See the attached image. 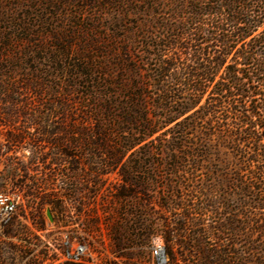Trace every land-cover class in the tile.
<instances>
[{"label":"trees","instance_id":"1","mask_svg":"<svg viewBox=\"0 0 264 264\" xmlns=\"http://www.w3.org/2000/svg\"><path fill=\"white\" fill-rule=\"evenodd\" d=\"M81 1L90 13L62 17V6L47 2L56 10L52 18L30 11L20 19L0 16V24L9 25L0 29V52L21 42L29 51L23 64L31 65L21 74L19 64L0 57V97L25 91L41 99L47 90L53 96L48 113L60 117L57 137L45 132L40 140L53 146L56 158L34 152L23 166V197L40 211L64 216V204L74 202L85 214L89 183L70 181L69 173H87L68 168L59 196L52 167L63 160L80 165L70 152L76 145L102 149L97 155L107 159L90 176L115 173L122 181L111 189L119 208L111 213L117 220L110 231L122 258L129 260L130 250L146 248L155 237L146 213L156 205L162 214L174 212L160 226L168 264H264V0ZM35 7L41 6L28 9ZM47 38L52 47L44 46ZM45 63L50 71H39L36 65ZM162 139L161 151L142 147H157ZM211 156L218 158L216 190L229 189L240 210L231 214L226 200L216 201L224 213L209 232L171 178L191 173L187 159L192 172L201 167L211 173L203 166ZM38 165L43 178L32 180ZM229 165L232 173L225 175ZM163 174L167 180L153 197L149 190ZM93 186L96 198L103 185ZM225 235L236 244L240 239V249L222 248ZM210 238L215 246L207 244Z\"/></svg>","mask_w":264,"mask_h":264},{"label":"rangeland","instance_id":"2","mask_svg":"<svg viewBox=\"0 0 264 264\" xmlns=\"http://www.w3.org/2000/svg\"><path fill=\"white\" fill-rule=\"evenodd\" d=\"M47 2L52 3V6H62L59 11L62 17L71 18V16L79 15L80 12H84V15L90 13L89 8L81 0H75V2H69V0H0V16L20 19L24 13L30 11L34 14L52 18L56 10L53 8L48 9ZM31 3L33 6L37 4L41 7L29 10L28 6ZM65 24L68 25L67 22ZM8 26L7 24H0V29L9 30ZM53 45L54 42L49 38L44 40L46 48ZM28 53L29 51H23V43L17 42L2 50L0 57L5 58L3 62L19 64L21 74H23V67L27 69L31 67L29 64L27 66L23 64V54ZM36 66L39 71H50L48 63ZM41 76L43 79L45 78L44 75ZM47 79L48 82H55L54 77H47ZM13 81L19 83V76H15ZM19 94H5L0 97V193L10 196L17 203L16 213L12 221L7 226H0V264L150 263L151 259H148V255L153 241L161 243L164 247V242L160 236V226L163 224V218H167L168 222L172 221L174 212L162 214L156 205L148 208L146 219L152 222L155 237L151 239L146 248L130 250L129 260L122 258L114 247L110 232L112 222L117 220L113 219L114 216L111 213L114 209L119 208V204L112 199L111 189L120 186L122 181L115 173L97 178L90 176L91 169L99 167L101 165L100 160L107 159V156L97 155V151L102 149L90 150L95 153L91 154L86 147L76 145L70 152L73 154L72 159L78 160L80 165H69L63 160L57 167H52L53 175H55L53 188L59 196H61L64 188L65 177H63V174L66 173L68 168H80L87 173L84 177H78L72 172L69 173L70 181L89 183L87 188L91 190V195L86 202V209L84 208L85 214L79 215L78 204L74 202L64 204L66 208V215L64 214V216L60 212H51L50 209L40 211L35 201L23 197V166L28 165L30 159L35 157L34 152L47 153L49 160L56 158L53 146L40 142V140L42 133L45 132L47 135L53 133L49 138L57 137L56 130L59 126L60 117L48 113L53 96L47 90L44 92L45 96L41 99L36 98L35 94L25 91H19ZM55 101H57L56 98ZM14 138H20L21 141L14 143ZM164 143L165 141L162 139L157 142V147L156 145L147 146L144 144H142V147L154 153L156 148L161 151ZM140 148L138 146L133 151H139ZM164 157L156 158L158 162H161ZM57 158L59 157L57 156ZM128 159L129 154L122 160L121 164L127 163ZM209 160L203 166L211 167V173L201 167L192 172L193 162L187 159L184 165L191 170V173L173 177L171 182L175 188L182 192V198L192 202L194 209L198 210L197 213L199 212V214L194 215L193 218L203 222L204 228L211 232L215 224L220 222L219 214L224 213L221 206L218 208L216 201L226 200L233 210L231 214L237 213L240 206H237L233 193H230L229 189L216 190L219 182V172L215 170L218 158L211 156ZM38 166L35 169L38 171L30 172L32 180L40 181L43 178L44 170L41 165ZM232 168V165L227 166L224 174H231ZM164 180L167 179L163 174L159 178L158 187L150 188L149 191L153 197L155 193L160 191L159 187L162 186L161 183ZM94 183L103 185L96 198L92 196V193L98 189L93 186ZM229 193L231 197L228 195ZM93 209L95 212H93ZM48 211L51 214L52 221L47 217ZM27 217L31 219H27ZM5 231H9L11 234L4 235ZM235 240L237 238L225 235L220 244L222 248L234 251L240 249L242 245L240 239H238L237 244ZM207 244L215 246V240L210 238L207 240ZM77 245L84 247L83 253L79 255V260L75 257ZM226 258L232 259L233 255H228Z\"/></svg>","mask_w":264,"mask_h":264},{"label":"built area","instance_id":"3","mask_svg":"<svg viewBox=\"0 0 264 264\" xmlns=\"http://www.w3.org/2000/svg\"><path fill=\"white\" fill-rule=\"evenodd\" d=\"M17 203L10 196L0 193V226H7L16 213ZM82 248V249H81ZM76 259L79 260L80 253H83L84 247L77 245ZM81 249V250H80ZM148 259L150 263L144 264H168L164 247L161 243L153 241L152 248L149 252Z\"/></svg>","mask_w":264,"mask_h":264},{"label":"water","instance_id":"4","mask_svg":"<svg viewBox=\"0 0 264 264\" xmlns=\"http://www.w3.org/2000/svg\"><path fill=\"white\" fill-rule=\"evenodd\" d=\"M47 217H48V219H49L50 221H52L51 214H50L49 211H48V213H47Z\"/></svg>","mask_w":264,"mask_h":264}]
</instances>
